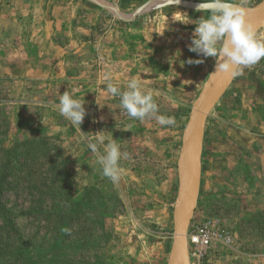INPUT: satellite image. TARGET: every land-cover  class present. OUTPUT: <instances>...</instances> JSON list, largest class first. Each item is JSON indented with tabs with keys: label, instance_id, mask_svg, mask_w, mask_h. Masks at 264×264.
Listing matches in <instances>:
<instances>
[{
	"label": "rangeland",
	"instance_id": "rangeland-1",
	"mask_svg": "<svg viewBox=\"0 0 264 264\" xmlns=\"http://www.w3.org/2000/svg\"><path fill=\"white\" fill-rule=\"evenodd\" d=\"M199 3L0 0V218L6 213L25 241L11 247L16 257L63 260L51 255L54 242L45 244L51 184L87 204L76 222L86 235L77 264H168L175 244L184 245L187 264H264V59L227 79L197 124L215 68L214 58L188 50L196 25L184 23L208 15ZM255 31L264 40V24ZM133 77L159 92V114L175 125L124 114L106 84L123 91ZM67 90L85 102L80 128L56 108ZM101 131L129 153L116 184L84 142ZM189 167L182 194L189 210L177 216L179 177ZM198 226L218 237L201 262L190 251ZM4 236L0 229V253L8 256Z\"/></svg>",
	"mask_w": 264,
	"mask_h": 264
},
{
	"label": "clouds",
	"instance_id": "clouds-1",
	"mask_svg": "<svg viewBox=\"0 0 264 264\" xmlns=\"http://www.w3.org/2000/svg\"><path fill=\"white\" fill-rule=\"evenodd\" d=\"M197 10L206 11L208 15L184 23L196 25L188 50L204 58H214L216 72L234 79L242 74L243 68L264 59V40L258 39L255 29L246 23V12L242 6L234 5L231 0H201ZM187 63L199 65L204 63V59H189ZM105 79L109 80L108 77ZM106 91L119 98L120 108L133 120L155 118L162 126H173L176 123L174 117L159 114V106L154 98L159 92L145 88L135 77L128 80L123 91L112 82L106 84ZM84 104L73 98V94L67 90L59 94L56 108L74 127L80 128L87 114ZM108 134L103 131L84 134V142L96 156L102 175L116 184L126 172L121 166V160L128 159L129 153L121 151L117 140H106Z\"/></svg>",
	"mask_w": 264,
	"mask_h": 264
},
{
	"label": "trees",
	"instance_id": "trees-1",
	"mask_svg": "<svg viewBox=\"0 0 264 264\" xmlns=\"http://www.w3.org/2000/svg\"><path fill=\"white\" fill-rule=\"evenodd\" d=\"M51 196L48 197L50 202L49 210H43L46 214L45 222L50 228V234L45 244L54 242L59 249L51 253L56 259L57 257H63L62 261H54L52 264H77L81 257V252L85 247L86 235L83 234V224L77 225L78 217L81 215V207L87 204L83 203L79 197L76 196L75 192H64L61 187L49 186L46 188ZM74 195V197H72ZM0 229L5 232L3 246L5 253H0L1 264H36V257L34 254L28 256L26 261L24 260V252H20L17 257L12 253V248L17 244L25 243L22 237L18 233V230L13 225L12 220L6 213H2L0 218ZM104 236V233H102ZM45 239V237H44ZM1 240L0 242H2ZM100 243L104 242L101 237ZM1 244V243H0ZM53 247H49L52 250ZM19 251V249H17ZM65 259V260H64ZM14 260V261H13ZM24 260V261H23Z\"/></svg>",
	"mask_w": 264,
	"mask_h": 264
},
{
	"label": "bare ground",
	"instance_id": "bare-ground-1",
	"mask_svg": "<svg viewBox=\"0 0 264 264\" xmlns=\"http://www.w3.org/2000/svg\"><path fill=\"white\" fill-rule=\"evenodd\" d=\"M260 9V8H259ZM264 10V9H263ZM256 12L254 13H249V14H246L245 15V20H246V23L251 25L252 27H255L256 25L260 24V23H264V11L263 12H260V13H257V10H255ZM230 76L228 77V75H225V74H219V77L218 79L215 81L214 85L211 87L210 91L206 94L205 98H206V101L204 103V105L201 106L200 109H203L204 106H207L209 103L213 102V100L215 98L218 97V95L220 94V92L223 90V88L226 86L228 80H229ZM228 79V80H227ZM227 81V82H226ZM222 84H224L222 86ZM222 86V87H220ZM194 123V121H193ZM190 126V125H189ZM193 126V125H192ZM199 129V127H198ZM188 132V131H187ZM190 136H194L193 137V140L196 138V134H197V129L196 127H192L190 129ZM189 133H187L189 135ZM186 138V137H185ZM189 138V137H188ZM194 145V144H192ZM185 148H188V147H185ZM187 150V149H186ZM185 150V152H186ZM187 154V152H186ZM187 166V165H185ZM184 167V166H182ZM183 169V168H182ZM188 177V176H187ZM187 181H189L188 178H186V181H184L183 183V186H182V189L180 191V194H179V199H178V210H177V216H179V214L181 213V211L183 209L185 210H189L185 203H184V198H183V190H184V187L186 186L185 184L187 183ZM192 192V191H191ZM192 200V194L191 193H188L187 195V201L188 203H190ZM183 216V215H182ZM180 246L179 244H175L173 246V250H172V254H171V257H170V264H175V259H176V254L178 253V250H179Z\"/></svg>",
	"mask_w": 264,
	"mask_h": 264
},
{
	"label": "water",
	"instance_id": "water-1",
	"mask_svg": "<svg viewBox=\"0 0 264 264\" xmlns=\"http://www.w3.org/2000/svg\"><path fill=\"white\" fill-rule=\"evenodd\" d=\"M263 9H264V6L261 7L260 9H259V8L256 9V10H257V13L263 12V11H264ZM245 12H246V14H249V13H254V12H256V11H255L254 9H251V10H245ZM263 24H264V23L262 22V23L256 25V26L253 27V28L256 30L258 27L262 26ZM219 74H220V73L216 72V66H215V68H214V70H213V73H212V75H211V77H210V79H209V81H208V83H207V85H206L205 95H204V97H203V103H201V106L205 103V101H206L205 96H206V94L210 91V89H211V87L214 85L215 81L218 79ZM211 104H212V102L209 103L207 106H210ZM207 106L203 107V109H200V108H199V110L197 111V116H196L197 124L200 123V122H202V119H203L204 115L206 114ZM197 127H199V126L197 125ZM189 138H190V137H189ZM192 153H193V151H192ZM194 154H195V153H194ZM193 164H194V162L191 163L192 167L195 166V165H193ZM191 165H190V166H191ZM194 169H195V167H194ZM189 170H190V167L188 168V171H186L185 173L180 174V177H179V185H180V186H179V194H180V191H181V189H182V186H183L184 181H186V178H187V176H188ZM194 171H195V170H194ZM182 247H183V249H182ZM175 256H176L175 264H187V261H184V258H185V251H184V245H183V244L180 245V248H179V250H178V253H177Z\"/></svg>",
	"mask_w": 264,
	"mask_h": 264
},
{
	"label": "built area",
	"instance_id": "built-area-1",
	"mask_svg": "<svg viewBox=\"0 0 264 264\" xmlns=\"http://www.w3.org/2000/svg\"><path fill=\"white\" fill-rule=\"evenodd\" d=\"M191 239L193 241L191 256L197 261L201 262L208 254L212 245H214L218 237L207 226L195 227L191 232Z\"/></svg>",
	"mask_w": 264,
	"mask_h": 264
},
{
	"label": "crops",
	"instance_id": "crops-1",
	"mask_svg": "<svg viewBox=\"0 0 264 264\" xmlns=\"http://www.w3.org/2000/svg\"><path fill=\"white\" fill-rule=\"evenodd\" d=\"M263 166V168H264V165H262ZM168 264H170V261L168 262Z\"/></svg>",
	"mask_w": 264,
	"mask_h": 264
}]
</instances>
